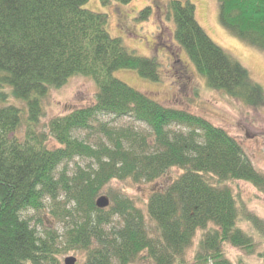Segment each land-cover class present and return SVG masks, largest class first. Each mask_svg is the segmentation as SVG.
Listing matches in <instances>:
<instances>
[{"label": "trees", "instance_id": "16d2710c", "mask_svg": "<svg viewBox=\"0 0 264 264\" xmlns=\"http://www.w3.org/2000/svg\"><path fill=\"white\" fill-rule=\"evenodd\" d=\"M87 1L0 0V264H63L62 256L71 250L84 253L81 264H136L141 259L233 264L225 246L251 253L255 240L239 225L241 209L228 183L246 181L264 192V173L224 128L165 106L116 78L113 72L126 68L159 81V63L113 37L109 16L83 8ZM219 2L221 22L264 49V0ZM151 13V6L142 9L140 19ZM167 15L174 21V39L209 87L248 106L264 105L262 85L211 39L190 0H170ZM74 76L95 82L96 102L54 118L49 129L59 146H51L34 127L49 91ZM9 98L24 105L7 103ZM122 119L145 128L110 125ZM24 123L29 128L21 136ZM90 130L101 134L95 144L74 136ZM78 157L91 164H77L73 174L59 171ZM173 168L181 173L152 191L146 211L113 188L110 206L96 205L114 181L154 183ZM46 199L55 206L54 217L66 224L64 233L41 232L28 216L45 208ZM243 220L258 231L264 228L255 214ZM198 234V248L189 259L187 251Z\"/></svg>", "mask_w": 264, "mask_h": 264}, {"label": "rangeland", "instance_id": "374dc122", "mask_svg": "<svg viewBox=\"0 0 264 264\" xmlns=\"http://www.w3.org/2000/svg\"><path fill=\"white\" fill-rule=\"evenodd\" d=\"M169 1L131 0L128 4H123L121 0H88L83 8L107 14L109 16L108 31L113 37L121 38L123 44L136 55L154 58L159 63L161 75L159 81L143 77L137 70L126 68L115 70L113 75L116 78L165 106L188 110L224 128L239 141L253 165L264 173V105L248 106L223 90H215L208 86L206 78L198 72L186 50L174 39V21L167 15ZM190 1L196 6L197 21L211 39L239 61L264 89V49L236 36L221 22L219 0ZM148 6L152 7L151 15L147 20L140 19L141 10ZM97 92L95 82L84 76H74L63 87L51 89L43 100L44 114L34 127L36 133L45 134L49 145L59 146L51 135L50 122L54 118L94 104ZM7 103L24 105L21 101L12 98H9ZM108 120L105 119L106 122ZM110 125H133L139 130L145 128L142 124L134 123L130 119L117 120ZM28 128V124L24 123L18 134L24 136ZM74 136L94 144L101 138V134L96 130L77 131ZM77 164L87 168L91 162L78 157L69 165H61L59 171L65 170L73 174ZM180 173V169L173 168L157 182L149 184L114 181L102 190L101 195L110 196V188L121 189L134 198L137 205L146 211V202L152 191L163 189ZM228 185L232 188L241 209L239 225L254 236L255 245L250 253L246 249L227 244L225 246L226 256L233 264H264L261 256L264 251V228L258 231L243 220L247 213H252L264 222V192L253 184L241 180L228 183ZM44 205L45 208L41 211L30 212L28 216L33 217L34 223L38 222L37 226L41 232L54 229L59 233H64L66 224L54 217L53 202L46 199ZM68 208L73 210L70 205ZM73 219L76 217L70 218V220ZM199 240L200 234L187 251L189 259L194 256ZM68 256H75L76 264H81L85 258L83 252L71 250L62 256L63 264ZM136 264L154 263L141 259Z\"/></svg>", "mask_w": 264, "mask_h": 264}, {"label": "water", "instance_id": "95a60500", "mask_svg": "<svg viewBox=\"0 0 264 264\" xmlns=\"http://www.w3.org/2000/svg\"><path fill=\"white\" fill-rule=\"evenodd\" d=\"M111 204V199L107 195H101L96 200V205L100 209L108 208ZM77 258L75 256H68L64 259V264H76Z\"/></svg>", "mask_w": 264, "mask_h": 264}]
</instances>
